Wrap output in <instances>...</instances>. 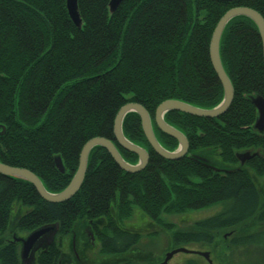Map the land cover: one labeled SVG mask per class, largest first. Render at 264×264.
<instances>
[{
    "label": "trees",
    "instance_id": "trees-1",
    "mask_svg": "<svg viewBox=\"0 0 264 264\" xmlns=\"http://www.w3.org/2000/svg\"><path fill=\"white\" fill-rule=\"evenodd\" d=\"M65 1L0 0V163L32 172L50 193L67 186L92 138L111 140L127 163L137 162L114 141L115 115L127 103L146 109L156 139L173 151L177 141L153 123L155 108L165 100L201 109L219 104L223 91L209 59L215 25L234 7L253 9L264 20V0H122L113 11L110 0H77L76 27ZM219 57L233 89L228 109L215 118L178 111L163 116L186 137L183 157L158 156L138 115L130 112L121 128L147 151L142 170L127 173L105 149L93 147L79 190L61 203L45 201L30 183L0 174V241L17 203L26 209L13 228L56 226L57 240L41 247L36 264H58L62 239L83 221L98 253H126L141 238L118 220L135 206L171 231L173 249L211 246L215 235L227 233L218 264H264V135L253 128L251 103V97L264 98V62L250 19L237 16L225 25ZM244 151L253 156L241 165L235 154ZM56 156L63 173L54 165ZM215 204L220 211L186 229L161 218ZM0 264H20L13 238L0 242Z\"/></svg>",
    "mask_w": 264,
    "mask_h": 264
},
{
    "label": "water",
    "instance_id": "water-1",
    "mask_svg": "<svg viewBox=\"0 0 264 264\" xmlns=\"http://www.w3.org/2000/svg\"><path fill=\"white\" fill-rule=\"evenodd\" d=\"M121 1L122 0H110L109 10L113 11L114 9H116V7L120 4ZM214 1L228 3L239 0ZM65 2L70 20L76 27H80V18L77 11V0H66ZM237 16L247 17L255 24L261 40L262 55L264 62V20L262 19L260 14L255 10L247 7H234L227 10L220 17L217 24L215 25L209 42V59L212 68L216 74V77L222 87V100L219 102V104H217L211 109H201L177 100H165L162 101L154 110L153 122L157 129L161 133L177 141L178 145L174 151H167L159 144L153 132L151 119L146 109L137 103H127L120 107V109L115 115L113 122V135L114 141L119 147H121L125 151L135 154L138 157L136 164L131 165L124 161L123 158L120 156L118 150L116 149V146L111 140L102 137H95L88 140L83 145L79 154L77 168L67 186L60 192L49 193L48 191H46L40 179L32 172L26 169L13 168L0 163V174L11 178H18L30 183L34 187L39 197L45 201L52 203H61L70 199L79 190L86 172L87 157L93 147H101L105 149L111 156L113 161L123 171L127 173L139 172L146 166L148 162V153L145 149L133 144L128 139H126L122 133V120L124 116L130 112H134L138 115L142 133L151 149L158 156L167 160L180 159L187 153L188 150V143L186 137L180 131L167 124L164 121L163 116L167 112L178 111L197 117L215 118L223 114L228 109L233 98V89L220 61L219 40L225 25L232 18ZM251 103L256 109V118L253 124V128L257 132L261 133L264 131V98L258 95L251 97ZM235 156L238 162L242 165L247 160H249L253 156V154L249 151H244L236 153ZM54 165L60 173L64 172V168L59 156H56L54 158ZM55 232L56 226H45L32 231L25 239H16L21 243V264H30L32 261L31 252H34L37 249L43 247V245L50 244V242H52L53 240ZM176 253H195L204 257L209 262L208 252H197L192 250H186L184 248H176L166 252L164 254L163 260L156 264H167L171 257Z\"/></svg>",
    "mask_w": 264,
    "mask_h": 264
},
{
    "label": "rangeland",
    "instance_id": "rangeland-1",
    "mask_svg": "<svg viewBox=\"0 0 264 264\" xmlns=\"http://www.w3.org/2000/svg\"><path fill=\"white\" fill-rule=\"evenodd\" d=\"M261 181V180H260ZM264 181H262L263 183ZM221 205H213L200 210H192L181 213L180 215H163L162 220L172 223L176 229H186L193 221L209 217L221 210ZM21 205L14 203L12 208V214L8 220V229L0 242H4L7 239L11 240L12 237L16 239H25L32 231H23L15 229V220L17 217L25 211ZM114 213V212H113ZM120 225L124 228L133 229L137 232H141L142 240L130 251L121 254H100L98 243L95 238L89 234L93 233L92 230H88L85 221L76 224L72 230L71 235L61 236L62 239V256L64 258L63 263L67 264H117L125 260L134 261L131 264H155L163 260L164 254L174 246L170 242L171 231L164 229L160 224L151 221L145 214H143L137 207H132L127 217L118 220ZM12 227V228H11ZM175 228L173 230H176ZM227 233L215 235L213 244L211 246L203 244H189L182 247L186 250L208 252L209 262L202 256L195 253H176L167 264H183L187 260H193L199 264H218V259L224 251V239ZM223 237V239H222ZM54 240H57V234L53 236ZM17 243L18 253L21 249V243ZM61 245V242H60ZM37 251L31 252L32 261L30 264H36ZM59 259L58 264H63ZM122 260V261H120Z\"/></svg>",
    "mask_w": 264,
    "mask_h": 264
},
{
    "label": "flooded vegetation",
    "instance_id": "flooded-vegetation-1",
    "mask_svg": "<svg viewBox=\"0 0 264 264\" xmlns=\"http://www.w3.org/2000/svg\"><path fill=\"white\" fill-rule=\"evenodd\" d=\"M263 135H264V132H263ZM123 228H124V227H123ZM134 228H135V227H133V229H129V228H128V229H127V228H124V229H126L127 232H130V233H133V234H140V233H141V232L139 233V232L135 231ZM140 238H141V240H142V236H141V234H140ZM141 240H140V241H141ZM121 261H122V260H121Z\"/></svg>",
    "mask_w": 264,
    "mask_h": 264
}]
</instances>
